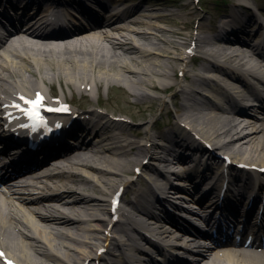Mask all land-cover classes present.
I'll return each instance as SVG.
<instances>
[{
	"label": "bare ground",
	"instance_id": "bare-ground-1",
	"mask_svg": "<svg viewBox=\"0 0 264 264\" xmlns=\"http://www.w3.org/2000/svg\"><path fill=\"white\" fill-rule=\"evenodd\" d=\"M149 1L151 3L147 0L138 4L134 2L119 12L122 8L117 4L119 0H112L111 5L117 10L101 17L95 25L76 28L61 37L42 36L30 24H23L0 42L2 95L10 94L13 89L30 91V88L23 89L20 85L33 87L37 82L52 85L56 81L77 91L87 101L93 96L90 86L96 91V99L98 91L104 87L107 93L118 89L125 102L129 99L134 104L149 102L152 105L148 108H151L153 101L157 100L159 110L169 104L173 113L172 124L158 135L151 134L154 129L152 119L143 122L142 132L130 131L131 135L140 139L138 142L127 136L129 126L124 121L112 119L93 108L76 112L69 127H63L58 136L48 140L57 142L69 137L76 139L74 145L61 151L56 160L47 166L39 165V161H26L24 172H30L34 181L13 186L15 190L10 198L16 197V204L27 213L25 223L30 227L29 232L33 231L36 236L20 231L16 224L18 221L10 217V202L0 200V245L24 264H45L44 260L38 261L35 255L55 264H83L87 258H90L87 264H95L96 261H103L104 257L113 262L111 264H161L145 253L148 248L141 247L142 242L153 245L155 251L161 253L165 249L158 242L169 244L171 240L173 244H179L181 249L178 254H190L193 258L186 260L169 255L167 264H264L263 254L236 248L230 236L223 247L227 253L225 258L218 253L211 255L214 250L209 247L190 249L189 243L192 242H186L185 237H194L188 230L197 232L190 226L191 223L185 224L179 216H175L176 212L186 213V216L195 214L187 206H190L191 198L185 200L183 194L199 195L195 201L199 203L210 198L215 207L227 180L223 198L236 201L232 206L227 205L235 212L232 218L238 215L243 205L247 206V202L242 205L244 199L248 201L252 196V208L244 215V234L249 235L253 226V213L261 201L264 180L254 182L251 173L234 169L232 165L226 166L224 175L225 161L216 151H223L221 154L228 156L231 163L240 161L264 166V118L259 120L251 113L250 107H236L229 100L231 95L243 97V92L239 90V85L243 84L241 74L251 80L264 78V56L255 46V43L260 44L262 35L255 23L253 31L248 27L253 21L260 24L259 17L251 13L247 23L242 24L232 37H220L208 33L205 19L201 16L195 20L196 33L186 35L183 41H176L173 35H183L182 29L173 31L168 23L172 15L180 17L178 10H161V5L172 7L171 0ZM12 6L20 9V0L13 2ZM28 6L34 9L36 4L27 0L25 7ZM102 8L104 11L107 9ZM0 13L4 11L0 10ZM228 14L223 16L224 20L229 18ZM187 15L194 17L195 13L190 11ZM191 22L190 19L187 24ZM230 24L239 26L241 21L236 17ZM222 27L227 29L226 24ZM257 36L259 39L253 45L245 40ZM191 45L202 57L198 63L187 60L186 50ZM188 63L205 75L191 73ZM63 121L66 124L68 118ZM86 135L95 139L86 140ZM82 137L83 140H79ZM157 138L163 143L158 144ZM203 142L210 144L212 149H206ZM1 143L7 149L0 150V180L30 150L23 142L14 148L12 139L2 133ZM42 145L39 143L33 151H38ZM131 155H142L136 167L143 164L142 160H149V164L142 165L141 169L147 176L157 179L147 180L148 192L151 193L155 186L156 193L160 195L151 201L146 200L147 190L136 191L133 210L123 206L129 212L127 225L134 226V234L122 236L123 239L118 242L115 233L122 227L108 219L104 199L94 194L104 196L118 186H123L125 190L134 188L133 180L126 178L132 171L133 163L138 162L136 158L129 159ZM155 162L168 169L169 178L153 166L157 165ZM261 176L264 177V173ZM182 179L191 185V189L184 182L175 184V180ZM201 185L207 191L200 192ZM35 190L49 192L51 196L37 198L32 195ZM173 198L187 205L181 207L167 201ZM43 200L60 205L65 214L52 218V214L60 211L46 206ZM171 209L175 212L172 216ZM207 211L208 208L204 207L201 214L196 213L194 218H200L202 222V218L207 219L203 216ZM77 217H85L88 221ZM31 218L44 224L45 229L35 228ZM135 227L157 238L158 242L137 233ZM261 228L264 231V222ZM135 240L140 245H135ZM111 249L123 250L126 261L122 259V253L113 254ZM189 249H195L194 253H189ZM99 250L103 252L100 254Z\"/></svg>",
	"mask_w": 264,
	"mask_h": 264
},
{
	"label": "rangeland",
	"instance_id": "rangeland-1",
	"mask_svg": "<svg viewBox=\"0 0 264 264\" xmlns=\"http://www.w3.org/2000/svg\"><path fill=\"white\" fill-rule=\"evenodd\" d=\"M148 3H151V1L147 0ZM229 1V0H227ZM226 0H197L196 2L194 0H171L170 3H173V6L168 8L166 5H161L160 8L162 11H173L174 8L178 10V14L180 17H175L172 15V17L169 18V28L173 31H178L179 29H182L183 35H173V38L176 41H183L186 38V35L189 36L190 34L196 33V23L195 20H198L201 16L204 17V25L207 28V31L209 32L211 29V24L214 22L215 19V10H221L222 6L224 5ZM259 4H262L263 11L261 13L264 16V0H258ZM185 5V6H184ZM173 8V9H172ZM194 12L195 16L190 17L187 15L188 12ZM193 18V19H192ZM191 19V24H187V21ZM209 29V30H208ZM246 38V37H244ZM246 41L247 38L245 39ZM247 43L252 44V41L249 40ZM38 86V84H34V87ZM46 91H49L52 89L54 93L57 95H63L67 100H72L74 103L76 101L80 100L78 99L79 96L76 93H73V91H70L68 87H66L64 84H59L58 82L54 81L52 85L47 84L45 86ZM91 92L93 93L92 98L89 99V103H87L84 108L85 109H96V111L102 113L103 115H107L108 117H117V119H123L126 120L125 123L128 124L129 127H127L126 134L129 136V138L137 140L140 142V139L131 135L130 131L132 130H140L142 132L143 122L149 121V119H152L154 121V129L151 131V134L158 135L160 132H163L167 129V125L172 124L173 122V115H172V107L169 104H166L165 107L161 110H159L158 101H153V106L151 108H148L150 105L149 102H143L142 104H134L132 99H129L128 102H125L122 93L118 89H112L108 93L105 90L104 87H102L98 91V98L96 99V91L94 88H91ZM151 95H154V93L150 92ZM75 107H77V104H74ZM79 133V132H78ZM85 139H95V137H92L90 135L84 136ZM80 138V140H83V138ZM156 142L158 144L163 143V140L157 138ZM73 143V142H72ZM68 145V144H67ZM66 146V143L63 144L62 147ZM57 151V150H56ZM219 153L218 151H216ZM54 153V152H53ZM52 154V153H51ZM50 155V154H49ZM44 159L47 160L48 156ZM140 162L142 155L136 156L131 155L129 159L133 160L135 159ZM133 163L132 168L137 164ZM137 181V186L142 187V183L139 180ZM184 182L185 185H188L187 188L191 189V185L186 182L185 179L178 180L175 182L179 183ZM179 188V187H176ZM180 189V188H179ZM204 189V188H203ZM177 193V192H176ZM183 194L182 192L177 193L178 195ZM185 198H187L186 194H183ZM126 199L130 198V193L125 195ZM173 202H177L176 199H170ZM169 200V201H170ZM177 203L187 205L183 203L182 201H178ZM197 207V206H193ZM38 261H43L44 259L40 256L35 255ZM47 261V260H46ZM45 264H55L54 262L48 261L45 262Z\"/></svg>",
	"mask_w": 264,
	"mask_h": 264
},
{
	"label": "snow or ice",
	"instance_id": "snow-or-ice-1",
	"mask_svg": "<svg viewBox=\"0 0 264 264\" xmlns=\"http://www.w3.org/2000/svg\"><path fill=\"white\" fill-rule=\"evenodd\" d=\"M19 99L23 102L24 105H27V107H21L19 103L13 104L12 107L16 108L19 112L23 113L27 117V119L31 121L30 125H22V127H31L33 130L38 127H44L47 129L46 122L40 115L41 110H44L49 113L68 110L66 107H62L59 109L45 107L44 97L39 93L36 94V98L34 100L27 99L23 96H20Z\"/></svg>",
	"mask_w": 264,
	"mask_h": 264
}]
</instances>
